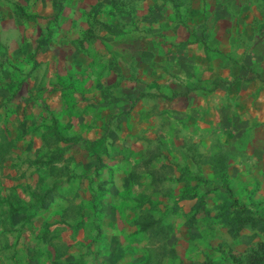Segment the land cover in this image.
<instances>
[{
	"label": "rangeland",
	"instance_id": "1",
	"mask_svg": "<svg viewBox=\"0 0 264 264\" xmlns=\"http://www.w3.org/2000/svg\"><path fill=\"white\" fill-rule=\"evenodd\" d=\"M157 5L65 74L1 38L0 264H246L264 239V0Z\"/></svg>",
	"mask_w": 264,
	"mask_h": 264
},
{
	"label": "crops",
	"instance_id": "2",
	"mask_svg": "<svg viewBox=\"0 0 264 264\" xmlns=\"http://www.w3.org/2000/svg\"><path fill=\"white\" fill-rule=\"evenodd\" d=\"M157 2L160 0H0V40H9L5 60L19 63L27 73L34 71L28 59L34 50L32 41L45 37L49 41L37 53L39 60H50L49 68L65 74V57L78 54L79 49L83 53L81 40L97 34L96 26L105 29L100 36L109 37L130 16L152 17L150 8L158 6Z\"/></svg>",
	"mask_w": 264,
	"mask_h": 264
},
{
	"label": "trees",
	"instance_id": "3",
	"mask_svg": "<svg viewBox=\"0 0 264 264\" xmlns=\"http://www.w3.org/2000/svg\"><path fill=\"white\" fill-rule=\"evenodd\" d=\"M224 183V182H223ZM225 185V183H224ZM217 191L216 188H214L213 190H209L208 193L210 192H214ZM204 195H200L198 200V205L199 208H203L204 207ZM232 214H234L236 217H242L240 215H244L247 216V212H244V209H233ZM231 212H226L227 215L231 214ZM251 223L256 224L257 227H259L261 230H263L264 232V218H260V217H253L250 220ZM241 222L238 223V225H240ZM244 223V222H243ZM246 224V223H244ZM229 227H231L232 225H236V221L235 220H231L230 222H228ZM245 226V225H244ZM239 228H237V230L241 229L243 226H238ZM246 264H264V239L259 241L250 251V253L247 255V259H246Z\"/></svg>",
	"mask_w": 264,
	"mask_h": 264
}]
</instances>
